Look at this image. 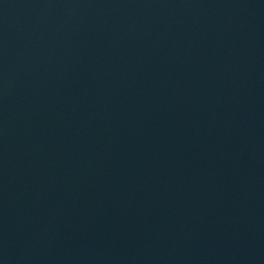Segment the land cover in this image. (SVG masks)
<instances>
[{
	"label": "water",
	"instance_id": "95a60500",
	"mask_svg": "<svg viewBox=\"0 0 264 264\" xmlns=\"http://www.w3.org/2000/svg\"><path fill=\"white\" fill-rule=\"evenodd\" d=\"M0 264H264V0H0Z\"/></svg>",
	"mask_w": 264,
	"mask_h": 264
}]
</instances>
